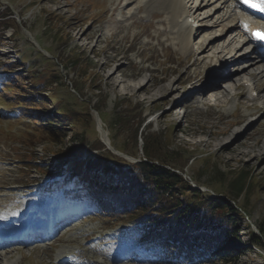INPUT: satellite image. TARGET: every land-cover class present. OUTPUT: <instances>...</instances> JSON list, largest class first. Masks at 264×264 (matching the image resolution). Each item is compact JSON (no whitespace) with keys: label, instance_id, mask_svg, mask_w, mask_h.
I'll use <instances>...</instances> for the list:
<instances>
[{"label":"rangeland","instance_id":"rangeland-1","mask_svg":"<svg viewBox=\"0 0 264 264\" xmlns=\"http://www.w3.org/2000/svg\"><path fill=\"white\" fill-rule=\"evenodd\" d=\"M202 1L197 0L196 3ZM58 5L60 9L56 11ZM110 6V0H0V68L12 71L6 75L0 73V80L11 81L8 84L11 86L0 82V186H16L12 190L0 188V202L9 207L10 198L17 197L20 203H31L33 208L28 205L27 211L40 210V206L42 209L48 208L50 204L52 207L59 206L51 203L55 201L61 204L63 201V196H58L60 199L57 200L56 190L64 187L72 189L71 186L77 182H84L82 187L88 189L92 186L93 174H83L87 159L99 156L103 158L108 151L114 153V148H118L120 153H114L115 155L135 162L143 156V136L152 132L163 142H168L166 146L169 148L174 147L191 155L190 161L181 172L185 180L194 186L197 184L204 193L223 197L237 210L230 212L233 225L237 229L236 240L218 247L208 258L199 256L192 260L186 254L179 256L181 248L175 250L168 245L164 251L154 240L148 241L142 235L136 236L134 231L128 232L121 220H128L127 216L115 218L104 211H96V196L85 195L84 189H81L84 197L80 208L69 213L79 217L78 220H70L68 223L72 224V229L65 230L60 236L52 237L48 241H29L28 244L13 245L18 246L19 250L12 253L7 260L12 264H264V231L259 232L257 229H264V114L259 117L257 113L252 114L234 125L239 115L247 113L252 107L250 101L236 95L237 90H232L234 94L223 105L197 101L191 106H187L185 100L178 101L191 89V85L187 84L164 103L160 98H147L139 102L138 99L144 95L142 92L133 95L126 93L125 84L134 83L140 77H150L155 84L160 83V79L166 76L171 79L178 78L183 75L186 64H191L195 56L192 54L187 57L186 52L179 49L180 45L175 47L166 41L159 42L165 35L159 38L153 35L161 25L155 23L153 17H146L143 9L136 11L132 8L134 24H130L131 19L124 20L127 9L123 13L116 10L111 14ZM209 10L213 12L211 8ZM203 15L204 12L200 15L196 12L189 17L195 19V24L212 23L217 19L215 13L204 22L201 20ZM75 17L81 23L73 31L70 28L76 21ZM232 19L229 17L224 22L228 23ZM116 21L122 26L120 32L114 35L111 30L117 24ZM152 23L157 25L153 26ZM100 28L103 29V35L99 37L98 43L96 35L83 48L76 32L79 29L88 32L89 29L96 31ZM202 28L192 34L194 50L197 40L206 36L205 31L210 27ZM227 28L224 24L216 26V33L223 30L221 38L229 40L230 30L226 31ZM243 50L241 47L240 51ZM113 56H119L120 61L112 63L105 70L102 69L104 62ZM180 60H185L186 63L181 64ZM207 61L209 57L205 56L202 61L204 65L201 63L190 66L187 74L202 72L200 83L209 77H216L217 72L212 74L213 69L209 71L207 68ZM230 61L231 59L225 61L224 67ZM237 64L233 62L226 71L234 76L232 72ZM115 67L114 77L120 81L117 87L106 82L107 73ZM174 69L176 71L172 72ZM35 73L38 75L37 79ZM53 75L58 80L49 85L47 90L41 89L38 92L46 101L44 103L47 107L59 101L60 114L58 110L53 113L44 111L42 102L37 111H23L18 108L10 110L18 105L19 90L26 94L28 90L25 87L31 81H41L42 78L49 81ZM243 76L250 77L248 72ZM257 81L256 85L262 91L264 81ZM222 82L223 89L228 88L229 85ZM18 85L22 86L21 89L16 88ZM261 94L264 97V89ZM34 100L33 97L26 102L32 104ZM125 100L131 101L132 105H138L141 110L134 119L135 122L142 119L139 122L136 142L131 140L132 122L119 128L110 120L116 103L120 104L118 109H127L123 111L125 119H131L132 112H128L129 107ZM175 101L179 105H172ZM259 104L257 102L255 106ZM96 105H100L102 119H99V113L93 108ZM178 106H181L180 109H176ZM31 107L25 106L32 110ZM41 110L42 115L46 114L44 117L39 114ZM74 112H77L76 122L69 120ZM155 116H162V119L154 120L148 123L149 126L143 127ZM51 119L58 122L51 123ZM43 123L50 128L44 127ZM110 124L112 130L109 134ZM53 127L61 128L64 134ZM243 128L249 133H242L235 141L246 140L251 147L240 146L239 149L248 154L237 155L226 149L219 155L221 145L232 139V134H223L222 131L238 134ZM53 130L56 134H53ZM57 133L59 136H55ZM241 170L248 171L256 182V187L238 196L230 189L229 184L234 174ZM71 173H74L72 179L69 178ZM95 178L97 179L96 176ZM51 181H55L51 187L44 184ZM28 183L29 185H25ZM42 192L45 194L42 195ZM185 195L179 191L175 193L179 199H183ZM65 199L69 203L76 201L74 197L71 200L67 197ZM215 215L212 221L214 220L213 229L217 235H230V232H225L228 226L216 224L220 214ZM252 229L257 235L254 240L250 236ZM205 231L207 236L212 234L210 228H205ZM196 233L194 228L188 232L192 235ZM202 236H197L199 241H203ZM95 237H100L101 241H97ZM123 237L129 240L120 250L116 244H120L119 240ZM69 239H75L76 242L72 243ZM32 245L35 248L28 249ZM201 249L202 247L192 245L183 253L193 250V254H198ZM73 251H77L79 256H71ZM108 251L113 254L131 251L133 254L124 259L125 263H119L106 258Z\"/></svg>","mask_w":264,"mask_h":264},{"label":"trees","instance_id":"trees-1","mask_svg":"<svg viewBox=\"0 0 264 264\" xmlns=\"http://www.w3.org/2000/svg\"><path fill=\"white\" fill-rule=\"evenodd\" d=\"M34 76L36 79L38 78L37 73H35ZM43 79L44 78H42L41 81H31L30 84L25 87L28 90V93L25 92L26 94L21 93L22 90H19L18 92L20 95L17 97L18 105H16L17 107L11 108L22 109L23 111H37L39 110L38 105L42 102V109L44 111L53 113L58 110L60 114V102L55 101L56 103L51 107H47L44 103L46 101L42 99L38 92V90L41 89L47 90L49 85L57 81L58 78L56 75H53L49 81ZM8 82L11 81L8 80ZM75 85L78 91V86L77 84ZM20 87L22 86L18 85L16 88L21 89ZM33 97L35 98V100L32 101L33 103L27 104L26 101H29L30 98L33 99ZM125 101L126 106L129 107L128 112L133 113H131V119H129V117L125 119L126 115L123 111L127 109H121V111L118 109L120 104L116 103L115 111L111 113L110 120L114 126L119 128H124L127 122H132L130 123V130L132 133L131 140L136 142L139 122L142 119L140 118L136 120V122L134 119L136 118L135 116L140 114L141 110L138 105H132L131 101ZM27 105L32 106V110L26 109L25 106ZM99 106L100 105H96L93 108L100 115ZM41 113L42 110L39 111V114L43 117L46 115L44 113V115H42ZM75 114H77V112H74L69 120L76 122ZM52 121L58 122L51 119V123ZM42 125L50 128V126L45 125V123ZM53 128L60 129L58 132L62 133L61 128ZM111 130L112 126L110 124L109 134ZM53 131V134H56L55 130ZM62 134H64V132ZM55 136H59L58 133ZM142 139L143 145L141 151L143 156L135 162L126 161L108 151V154L103 158L99 156L97 158L87 159V162L84 164V173L87 172L89 174L88 171H90L106 184L104 187L100 188V190L93 189V191H99L101 200L107 203L110 208L115 207L114 210L109 209L108 212H112L114 215L126 213L128 218L132 220L135 225L147 221L155 222L157 227L155 225L149 226L151 230L149 236L163 240V243L168 240L171 243H175L179 248L182 246H187L188 248L189 241H191L190 244H195V242L191 240V237L197 239V236L204 235L202 236L203 243L201 246L205 248L204 254L206 255L212 254L218 247L224 244H230L236 240L235 233H237V229H235L233 225V218L230 212L232 210H237L223 197L204 193L198 188L197 184L195 186L192 185L189 181L185 180L182 175L181 172L183 167L190 161L191 155H187L184 153L185 151H180L174 147L169 148L166 146L169 144L168 142H163L159 139V136L152 132L145 134ZM90 146L94 148L97 147L96 145ZM174 162L176 164H174ZM85 166L88 171L85 170ZM231 180H229L231 181L229 184L230 189L238 196L244 191L256 187V182L252 180L246 170L236 172ZM178 191L186 194L183 199H179L175 196V193ZM217 213L220 215L216 220V224L222 227L228 226L225 232H230V235L219 236L213 229V224L215 223L212 219ZM169 217L171 219H168ZM193 228L195 232H197L196 235L188 234ZM205 228H210L212 234L207 236ZM149 229L145 227L144 232L149 233ZM257 229L259 232L264 231L261 227H257ZM250 234L253 240L257 238L253 229ZM176 238L179 242L175 240ZM213 255L215 256V254Z\"/></svg>","mask_w":264,"mask_h":264},{"label":"bare ground","instance_id":"bare-ground-1","mask_svg":"<svg viewBox=\"0 0 264 264\" xmlns=\"http://www.w3.org/2000/svg\"><path fill=\"white\" fill-rule=\"evenodd\" d=\"M197 0H110L111 6H110V11L111 14H113L116 10H118L120 13H123L125 9L127 11L125 12V19H131L130 24H134L133 21V11H139L141 9L144 10L146 17L150 16L153 17L155 20V23L161 25V28L156 29V34L153 36L155 38H159L161 35H165V38L162 37L159 39V42H168L169 45H176L179 46L180 50H183L186 52V56H190L194 54L195 58L192 60L193 62L187 63L185 71L183 75L179 76L176 79H171L170 77H161L160 83H154L152 81V78L150 77H140L137 76L139 79L134 82V83H126L124 88L126 93H131L133 94H138V93H143L144 95L140 97L139 102L142 100H146L147 98L150 99H159L162 103L165 101H168L171 96L178 92L182 86L185 84L191 85V89L188 90L187 94L183 95L178 99L180 100H185L187 106H191L195 104L197 101H202V102H209L215 103L218 105H223L226 103L231 97L232 90H237L236 95L244 97L245 96V81L248 80H253L255 85L256 81L258 79L259 82L264 81V59H258L254 58L252 54H245V52H241V47L243 48L244 43L240 41V37H243V33H241L239 27L240 23L239 21L233 17L231 21L228 23L224 22L226 21L227 18L231 17L232 13L229 11L230 8H232L233 1L232 0H207L204 2L196 3ZM196 5V6H195ZM132 8L134 10L132 11ZM208 8H211L213 12L211 13L210 10L208 11ZM60 9V6L58 5L56 7V11ZM232 11V9H230ZM196 12L200 15L201 12H204L203 18L201 19L204 22H207L208 19L211 18L215 13L217 14V19L214 20L212 23H201L198 24V27L193 28V24L189 23V16L192 14L194 15ZM220 14V15H219ZM210 16V17H209ZM191 17V16H190ZM209 17V18H208ZM76 21L72 23L71 25V30L73 31L77 30V28L80 27V20L75 17ZM195 22V19H193ZM115 23V20L113 21ZM117 22V21H116ZM129 24V26H130ZM156 24V25H157ZM221 24L226 25L227 30H230V38L229 40L221 38L222 35L224 34L223 30H220L218 33H216V26H219ZM153 25V23H152ZM153 25V26H156ZM199 25L200 28H199ZM121 24L120 22H117L114 26H112L111 34L117 35L120 32L121 29ZM128 26V27H129ZM91 27V26H90ZM202 27H210L208 30L205 31L206 36L203 38H200L197 40V47L194 50L192 41V34L197 33L198 31H201L203 28ZM212 27V28H211ZM214 28V29H213ZM225 28V27H224ZM87 30H81L76 32L78 36V41L81 42V46L84 48L88 46L90 38L94 36H98L96 39V43L99 41V37L103 35V29H98V30H92L89 29L88 32ZM218 31V30H217ZM208 32H210L208 34ZM213 32V33H212ZM29 33V32H28ZM148 33V32H146ZM30 34V33H29ZM201 34V33H200ZM32 36V35H31ZM30 36V37H31ZM137 37L139 36L138 34L136 35ZM151 36V34H149ZM201 37V36H200ZM199 38V35H198ZM227 40V42H225ZM195 41V40H194ZM220 43H222L220 45ZM234 44V46L232 45ZM232 45V46H230ZM227 49V52L225 50ZM205 56L209 57V61H207L206 65L209 68V71L211 68L213 69L211 72L212 74L217 72L216 77H209L208 80L204 81L203 83H200V80L202 78V72L194 75H189L187 74V69L192 66H198L202 63L205 58ZM231 59V61L228 64H232L233 62L237 64L234 69V76L233 74H230L228 71H225V69L229 68L227 65H225V61L228 62ZM245 60L244 62L241 63V61ZM120 58L119 56H113L106 60L103 64L102 69L105 70V68H108L109 66L112 65V63L119 62ZM179 63H186L185 60H180ZM234 67V66H233ZM115 68H112L106 76V82L111 84V86L117 87L119 85V80L118 78L114 77L115 75ZM206 68V69H207ZM125 71V69H122ZM176 71L175 69L172 70ZM250 75L248 76H243L244 74ZM125 76V75H124ZM155 77V75H154ZM235 80H233V78ZM212 78V79H211ZM237 78V79H236ZM249 78V79H248ZM211 79V80H210ZM222 81H224L226 84H228V88L223 89ZM257 81V82H258ZM154 83V84H153ZM261 83V84H262ZM181 84V87H180ZM257 87V85H256ZM248 89L252 91V89H255V87L248 86ZM264 89V85L263 88ZM239 90H244L242 93ZM250 100V105H252L250 111L247 113H242L239 115L238 119L235 120V124H238L241 122L243 119L252 114H258L257 117L261 116L264 114V97L261 94V88L257 87V94L255 97H245V100ZM178 101L173 102L175 105L178 103ZM259 102L260 104L255 106V104ZM212 105V104H211ZM248 108V107H247ZM159 117V118H158ZM162 116H157L155 121L161 120ZM256 117V118H257ZM223 134H232V139H230L229 143L227 144H222L221 145V151L218 153L221 155L226 149H228L231 152H235L237 155H246L248 154L246 151H242L239 149L240 146L243 147H251V145L247 144L246 140L240 139L235 141L236 139L239 138V136L242 133L248 134L249 132L245 131V128H243L242 132H239L238 134L231 133L232 131H227L224 130L222 131ZM238 137V138H237ZM205 144V143H204ZM206 145H209L208 142H206ZM86 157V156H85ZM251 158L253 156H250ZM85 174V173H83ZM47 185V183H44ZM25 185H29L25 184ZM16 186L15 185H2L0 188L3 189H8L12 190ZM2 196V195H0ZM3 198H6L4 196ZM10 206L5 207L4 203L0 202V216L2 214H5L7 218L4 219V221L9 220V219H16V216L14 215V212H21L23 214L29 215V212L26 211V207H28L29 203L27 201L25 202H19L17 197H12L10 198ZM42 208V206H40ZM45 207V206H44ZM52 207L50 204L48 208ZM57 207V205L55 206ZM44 208V209H48ZM37 212L36 210L33 211ZM32 215V213H31ZM10 217V218H9ZM61 218H64V222L66 223L64 226H61L52 237H58L60 234L65 231V230H70L73 228L72 224H68L67 222L69 218H66V214L61 213L60 214ZM3 219V218H2ZM60 221V219H59ZM70 221V219H69ZM74 222V221H73ZM46 226L44 227H39L40 230H44ZM50 237V239L52 238ZM32 239L29 241H35L36 237H31ZM97 237H95L96 239ZM70 242L74 243L76 242L75 239H69ZM65 240V241H69ZM28 241V242H29ZM48 241V240H47ZM169 241L167 240V243ZM171 243V242H169ZM175 244V243H174ZM3 245V244H1ZM5 246L0 247V264H12L10 263L7 258L14 253L15 251L19 250L18 246H13L11 244H4ZM176 245V244H175ZM190 247V246H189ZM188 247V248H189ZM35 248L33 245L28 247V249ZM177 248V245H176ZM132 252H121L120 254H113L106 252V258L114 261V262H119V263H125L124 259L131 257ZM71 256L78 257L79 253L77 254V251H73Z\"/></svg>","mask_w":264,"mask_h":264},{"label":"snow or ice","instance_id":"snow-or-ice-1","mask_svg":"<svg viewBox=\"0 0 264 264\" xmlns=\"http://www.w3.org/2000/svg\"><path fill=\"white\" fill-rule=\"evenodd\" d=\"M249 7H259L261 11H264V4H252L249 3ZM247 29V25L245 26ZM253 35L257 38V39H264V35H261L259 32H254Z\"/></svg>","mask_w":264,"mask_h":264}]
</instances>
